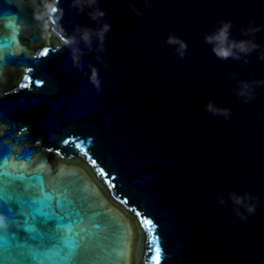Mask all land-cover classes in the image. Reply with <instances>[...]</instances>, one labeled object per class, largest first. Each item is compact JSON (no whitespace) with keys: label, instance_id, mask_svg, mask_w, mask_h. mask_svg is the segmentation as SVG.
I'll return each mask as SVG.
<instances>
[{"label":"water","instance_id":"obj_1","mask_svg":"<svg viewBox=\"0 0 264 264\" xmlns=\"http://www.w3.org/2000/svg\"><path fill=\"white\" fill-rule=\"evenodd\" d=\"M131 2L139 15L129 0H99L111 25L107 66L82 56L84 72L97 64V92L68 48L52 46V36L60 40L53 25L38 24L26 0H0V16L23 26L15 53L4 50L15 25L0 34V165L7 159L6 170L23 165L49 190H67L83 216L76 229H86L79 264H151L156 241L140 224L145 214L160 264H264V86L247 104L232 91L236 80L264 79V60L255 51L246 64L220 60L202 39L221 18L237 39L250 20L264 25V0ZM59 7L67 32L93 24L69 0ZM169 33L187 42L183 59L164 43ZM255 40L264 46V28ZM209 99L230 117L204 111ZM230 191L258 197L245 221L232 212Z\"/></svg>","mask_w":264,"mask_h":264},{"label":"clouds","instance_id":"obj_2","mask_svg":"<svg viewBox=\"0 0 264 264\" xmlns=\"http://www.w3.org/2000/svg\"><path fill=\"white\" fill-rule=\"evenodd\" d=\"M145 6H150L149 0H144ZM60 0H26V5L32 8V16L34 20L43 28H47L49 24L53 25V31L60 38V47H67L73 66L87 76L88 81L93 85L94 89L99 92L102 87V82L99 76L97 64L89 63L87 71L84 72L82 64V56L87 52L94 54V59L98 64H104L106 61L103 58L105 52V37L111 30V25L105 20L106 12L99 7V0H69V6L75 8L76 11L86 12L88 18L93 22L92 25L74 24L72 31L67 32L59 23L63 16V8L59 7ZM129 7L139 15V10L135 4L129 0ZM15 25L16 36H12L13 47L4 50L15 53V40L19 33L23 30V26L16 23L12 17L0 16V34L7 33L12 35ZM215 26L211 31L205 32L202 35L204 43L210 46L213 55L220 60H233L248 63V57L255 51L257 59L264 60V46L256 42L255 34L264 28L250 20L246 26L239 29V39L232 36L231 29L233 22L230 19H218L214 22ZM164 43L172 46L176 57L183 59L187 49V42L175 34L169 33ZM81 44L83 47H81ZM230 79L234 78V74H230ZM6 82V77L0 74V85ZM264 86V79H240L236 80L235 87L232 89L233 94L240 98L242 103L247 104L256 95V89ZM55 91V88H53ZM203 110L213 116H221L223 119H228L231 115V109L221 107L209 99L204 105ZM228 199L231 201L232 212L241 220L245 221L247 215H251L256 210V197L253 193L245 191L237 193L230 191ZM216 202L223 206L225 201L219 193L216 195ZM243 210V211H242ZM247 214V215H246Z\"/></svg>","mask_w":264,"mask_h":264},{"label":"snow or ice","instance_id":"obj_3","mask_svg":"<svg viewBox=\"0 0 264 264\" xmlns=\"http://www.w3.org/2000/svg\"><path fill=\"white\" fill-rule=\"evenodd\" d=\"M47 52L45 49L41 54ZM75 146L80 148L81 144ZM7 167L5 159L0 165L4 169L0 170V213L5 225L0 228V264H79L78 237L86 229H76L83 223L76 202L67 190L53 192L46 188L42 176L26 174L23 165L15 166L17 171H8ZM137 215L141 216L139 212ZM140 224L153 230L150 240L156 242L150 245V260L151 264H160L162 255L153 219L145 214Z\"/></svg>","mask_w":264,"mask_h":264},{"label":"rangeland","instance_id":"obj_4","mask_svg":"<svg viewBox=\"0 0 264 264\" xmlns=\"http://www.w3.org/2000/svg\"><path fill=\"white\" fill-rule=\"evenodd\" d=\"M51 43H52V46L54 47L55 45L57 44H60V40L57 38V37H51Z\"/></svg>","mask_w":264,"mask_h":264}]
</instances>
